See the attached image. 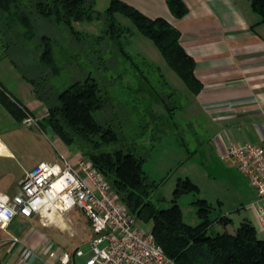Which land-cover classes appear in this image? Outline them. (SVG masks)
<instances>
[{
	"label": "trees",
	"instance_id": "1",
	"mask_svg": "<svg viewBox=\"0 0 264 264\" xmlns=\"http://www.w3.org/2000/svg\"><path fill=\"white\" fill-rule=\"evenodd\" d=\"M250 1L264 23V0ZM96 2L0 0L1 46L22 77L32 84L36 98L47 107V114L40 119V125L42 128L51 127L67 145H76L83 156L93 161L129 210L152 225L156 240L178 264H264V238L259 237L249 219H243L235 232L214 231L217 219L211 216L214 206L206 198L198 197L193 203L200 221L190 224L184 220L179 198L187 192L199 191L198 184L189 176L177 179L170 206L160 207L152 200L153 192L160 188L162 181L152 179L144 169L147 154L141 153L136 143L110 149L122 140V121L119 119L122 114L113 104L112 96L102 91L91 71L84 77L81 72L78 77V71L74 72L75 80L63 90L53 83V78L62 70L56 55L59 41L67 44V49L59 51L65 61L82 56L105 64L112 59L105 55L107 45L112 42L111 45L116 46L120 54L130 61L134 73L139 72L146 83L149 80L143 65L156 67L162 80L165 79L160 67L149 61L146 55L139 53L141 62H138L127 49L134 28L118 19L117 14H121L153 41L190 91L198 93L201 90L203 84L195 73L196 61L183 46L177 26L165 17H150L124 0H109L104 10L97 9ZM166 2L177 18L189 11L184 0ZM94 20L103 22L100 34L83 32L74 25L75 22ZM57 30L60 31L56 34ZM71 39L79 44V48L70 43ZM96 45L97 49L94 48ZM144 89L166 109L170 118L166 122V116L146 105L153 119L158 121L159 129L158 125L151 128L157 129L156 133L152 131V138L157 140L167 128L178 126L173 118L182 105L174 102L175 89L168 94L159 92L152 85L138 90L143 92ZM0 102L18 122L31 113L19 99L10 95L1 81ZM193 152H188V158ZM158 200L163 201L164 197ZM227 220L224 223L228 224L232 219L227 217Z\"/></svg>",
	"mask_w": 264,
	"mask_h": 264
},
{
	"label": "crops",
	"instance_id": "2",
	"mask_svg": "<svg viewBox=\"0 0 264 264\" xmlns=\"http://www.w3.org/2000/svg\"><path fill=\"white\" fill-rule=\"evenodd\" d=\"M124 1L150 17H165L180 29L181 42L194 57L195 73L203 84L198 93H193L177 74L189 92V101L182 109L188 112L189 119L203 117V124L209 131L206 148L211 154L227 163L222 155L231 144L264 140V23L260 21L250 0H184L189 11L181 18L172 14L166 0ZM141 43L144 48L148 46L155 58L167 63L163 56V59L157 56L159 54L146 41L142 40ZM146 54L153 58L150 53ZM4 68L16 70L18 78L11 80L6 77ZM172 77L176 83H181L174 74ZM0 81L10 95L19 99L29 110H46V106L36 98L32 84L22 77L13 64L0 65ZM23 81L29 84L25 86ZM175 114L176 111L174 117ZM17 123L0 102V159L17 158L15 149L3 138V134ZM33 129L34 133L46 132V128ZM54 134L58 139V147L39 155L30 166L23 167L14 181L8 179L10 172L7 166L0 164V192L6 198L11 199L20 192V180L40 162L66 158L73 164L77 163L82 152L76 145H67ZM183 144L186 145L185 142ZM187 158L188 153L185 161L196 162ZM244 185V192L236 205L240 223L243 219H249L259 235L260 232L264 233V200L259 201L254 189L248 184ZM224 204L220 200L219 206ZM70 212L64 215L50 214L54 222L49 224L34 214L30 217L18 216L6 228L0 227V264H48L42 256L44 243L52 240L48 227L54 224L61 226L63 219L72 217ZM222 215L232 219L225 226L228 231V226L234 220L229 211L222 212ZM64 224L68 225V221L65 220ZM74 232L75 229L71 235Z\"/></svg>",
	"mask_w": 264,
	"mask_h": 264
},
{
	"label": "rangeland",
	"instance_id": "3",
	"mask_svg": "<svg viewBox=\"0 0 264 264\" xmlns=\"http://www.w3.org/2000/svg\"><path fill=\"white\" fill-rule=\"evenodd\" d=\"M108 4L109 0H97L96 8L104 10ZM117 17L122 23L134 28V32L129 38L127 49L131 54L136 56L135 60L141 62V58L138 56L139 53L146 55L149 61L160 67L165 79L162 80L160 71L156 67L143 65L142 69L149 80L146 83L139 72L134 73L130 61L120 54L116 46L111 45L112 42H109L107 47L103 43L104 47H106V57L112 58L105 64L102 61H96L82 56L65 61L59 55V51L67 49V44L64 41H59L56 45V55L62 70L58 76L53 78V83L59 90H63L75 80L73 77L77 71V77L79 76V72L84 77L91 71L102 87V91L112 96L113 104L117 106L122 114H120L121 116L119 118L122 121V140L110 146V149L136 143L140 152L147 154L144 169L152 179L162 181L160 188L153 192L151 196L152 200L160 207L170 206L177 179L179 177L189 176L192 181L198 184L199 191L197 193L187 192L179 198L184 220L190 224H197L200 221L197 215V207L193 201L198 197H203L214 206L211 216L217 219L214 222L212 230L224 231L226 229L225 226L227 224L224 222H228V216L225 215V217H222L224 216L222 212L229 211L234 222L228 226V231L235 232L241 219L236 205L244 192V184L249 185L247 179L236 168L232 160H227V163H225L207 150L206 141L209 136V131L205 124H203V117H199L198 119L191 118V120L188 117V112L182 109L189 101L187 97L189 93L188 89L177 73L167 63H163L155 58L156 56L149 50L148 46L144 48L141 43L142 40L146 41L157 52L156 54H159L157 56L162 58L160 51L153 41L140 33L127 17L121 14H117ZM74 25L83 32L100 34L103 22L102 20H94L91 22H75ZM59 31L57 30L56 34ZM1 40L2 35L0 32V65L10 66L12 64L10 56L6 57L4 47L1 46ZM70 41L71 44L79 48V44L76 41L72 39ZM94 48L97 49V45ZM146 53H150L153 58H150L148 56L149 54ZM109 64L111 67L108 66ZM15 72L17 71H13L10 68L3 69L4 75L11 80L18 78ZM173 74L181 83L178 84L173 80ZM23 82H25V86L29 84L27 81ZM146 85H152L163 94H168L175 89L174 102L177 105H182L176 110L175 117L173 118L176 123L179 122V124L177 123L178 126L175 128L171 127L165 132L163 131L161 137L157 140L152 138V131L154 129L152 130L151 128H156L158 121L153 119L146 105H149V107L152 106L156 112L162 114L164 117L166 116V122H169L170 118L168 119L166 109L151 98L145 89L143 92L138 90L140 87ZM46 114L47 107L46 110L39 109L35 110V112L31 111V115L38 121L37 126L28 127L23 122H19L3 134L5 141L15 149L17 154V158L8 157L0 159V164L7 166L9 169L10 174L8 175V179L10 182L16 179V176L21 172L23 167L30 166L39 155L54 151L55 147H58V139L50 127L47 126L46 132H42L41 134L33 132V128L44 129L40 125V119L45 117ZM156 132L157 129L154 130V133ZM182 139L186 145L181 143ZM187 148L189 151L196 148L193 152L195 157H189L192 160H196V162H192L191 160L185 161L188 153ZM229 164L235 167H230ZM159 197H164V200L159 201ZM220 200L225 202L223 206H219ZM239 205L238 207H240ZM69 214L72 216L70 219L73 222H70L68 220L69 218H65V220L69 221L68 225L64 224L65 220L63 219L61 226L54 224L48 227L52 240L72 250L79 246L84 253H87L92 249L90 242L95 236L91 228V221L78 207H75ZM74 229L76 232H74V235H71ZM259 237L264 238V233L260 232ZM78 262L83 264L84 257L80 256Z\"/></svg>",
	"mask_w": 264,
	"mask_h": 264
},
{
	"label": "built area",
	"instance_id": "4",
	"mask_svg": "<svg viewBox=\"0 0 264 264\" xmlns=\"http://www.w3.org/2000/svg\"><path fill=\"white\" fill-rule=\"evenodd\" d=\"M22 122L28 127L38 125L31 113ZM222 158L234 162L257 199L263 201L264 140L231 144ZM19 184L20 192L11 199L0 192L1 228L18 216L34 214L49 224L54 222L50 214L64 215L75 207L91 221L95 233L90 242L92 249L87 253L79 246L69 250L48 240L42 248L48 264H81L80 256L84 257L83 264H178L156 240L152 225L140 221L129 210L90 158L82 155L76 164L66 158L40 162L26 172Z\"/></svg>",
	"mask_w": 264,
	"mask_h": 264
}]
</instances>
